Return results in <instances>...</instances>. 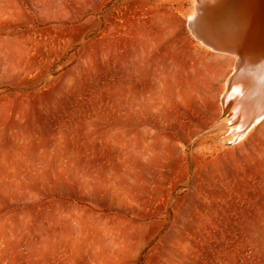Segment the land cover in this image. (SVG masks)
Segmentation results:
<instances>
[{
    "label": "rangeland",
    "instance_id": "obj_1",
    "mask_svg": "<svg viewBox=\"0 0 264 264\" xmlns=\"http://www.w3.org/2000/svg\"><path fill=\"white\" fill-rule=\"evenodd\" d=\"M197 1L0 0V264H264V119L234 143Z\"/></svg>",
    "mask_w": 264,
    "mask_h": 264
},
{
    "label": "bare ground",
    "instance_id": "obj_2",
    "mask_svg": "<svg viewBox=\"0 0 264 264\" xmlns=\"http://www.w3.org/2000/svg\"><path fill=\"white\" fill-rule=\"evenodd\" d=\"M195 9L188 20L195 38L237 58L220 113L236 143L264 119V0H198Z\"/></svg>",
    "mask_w": 264,
    "mask_h": 264
}]
</instances>
